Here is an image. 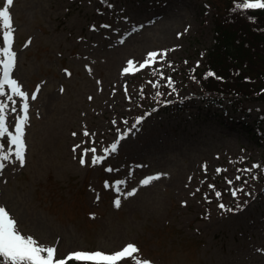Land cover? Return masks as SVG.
I'll return each mask as SVG.
<instances>
[{
	"label": "rangeland",
	"instance_id": "rangeland-1",
	"mask_svg": "<svg viewBox=\"0 0 264 264\" xmlns=\"http://www.w3.org/2000/svg\"><path fill=\"white\" fill-rule=\"evenodd\" d=\"M5 2L0 0V8ZM108 2L112 8L100 0H14L13 78L29 96L38 85L40 91L29 100L25 165L13 157L0 173V206L22 234L56 247L60 258L73 251L112 253L133 243L137 255L152 264H264V171L253 170L256 180L237 172L264 165V102L245 99L235 107L227 97L218 106L198 84L216 20L229 18L242 0ZM167 49L173 51L153 67L173 78L176 93L161 87L165 95L155 97L148 83L158 79L152 69L122 75L129 60L138 66L147 53ZM154 100L175 105L123 140L102 164L91 166L89 153L88 164L80 165L84 148L102 155ZM85 130L94 135L84 136ZM217 168L227 171L217 175ZM160 173L165 174L160 180L140 185ZM236 175L248 183L235 181L233 187L252 196L239 193L233 199L227 179ZM119 179L127 180L124 192L135 188L136 195H121L116 208L117 193L104 185ZM210 184L221 192L220 200ZM245 201L236 213L218 207Z\"/></svg>",
	"mask_w": 264,
	"mask_h": 264
},
{
	"label": "snow or ice",
	"instance_id": "snow-or-ice-1",
	"mask_svg": "<svg viewBox=\"0 0 264 264\" xmlns=\"http://www.w3.org/2000/svg\"><path fill=\"white\" fill-rule=\"evenodd\" d=\"M101 3L106 4L108 8H112L113 5L108 2V0H100ZM14 5V0H6L4 6L0 8V31H2V46H0V173L5 170V162H11L13 157L15 161L19 162V166L23 167L26 161V127L30 119L29 116V100L35 101L37 99L38 93L40 91L39 85L36 90L29 93L23 90L22 85L17 79L13 78L14 69L17 66V52L13 49L14 43V32L16 29L13 27V17L10 14V8ZM234 8L236 10H264V0H242L240 3H235ZM126 19V18H125ZM250 20H254V17H249ZM100 27L110 28L111 25L103 24ZM95 31V27H93ZM136 29L134 28L133 31ZM29 41L28 43H30ZM120 43H124L123 40ZM27 46V44L25 45ZM173 51L172 49H167L163 51H152L147 53L143 62H137L129 60L127 66L123 68L122 75L124 74H134L143 69H152L153 76H158L156 80H149L148 83L155 89V97H163L165 93L160 91L161 87H166L170 89L168 95L177 92L175 87V81L171 76H165L161 68L153 67L158 63H162L166 60L168 52ZM187 64V61H185ZM199 62H197L196 67H199ZM168 67H173L171 63ZM91 72V69H88ZM196 69H191L192 73H195ZM67 75H71L65 70ZM214 77L216 79H223L222 77H217L212 71H208L205 74V78ZM195 80V76L192 77ZM165 81V83H161ZM99 83V81H98ZM7 89V91H6ZM63 91V89H61ZM125 96L129 99L131 97L128 94V89L125 87ZM141 95L143 94V89L140 90ZM91 99V97H89ZM19 102V103H18ZM165 103H170L165 101ZM156 109L153 108L152 112L146 115L150 116ZM12 116V119L9 117ZM145 119L144 115L138 116L130 127H127L122 132H119L117 138L114 142L109 144L107 147L103 148V154H97V149L95 147L84 148L79 155V162L81 166L88 164L89 153L91 166L95 167L102 164L110 155H114L118 152L119 146L123 140L128 138L131 134L140 130ZM116 121H113L115 124ZM125 125H128L127 120L123 121ZM84 136L94 135V133H89L87 130L84 131ZM73 135H76L73 133ZM80 145H76L73 148V152L76 153ZM137 167H142V165H137ZM202 169L205 173L208 171L207 164L202 165ZM108 172L118 171L112 167L105 169ZM253 170L264 171V165L259 163H254L249 168L237 169V172L242 174H249L252 180L258 179L256 175H251ZM227 169L217 168L215 170L216 174L219 175L222 172H226ZM131 172L128 173L130 177ZM165 175L163 173L150 175L145 177L140 181L141 186H148L154 181H158L161 177ZM192 179L191 177L189 178ZM243 180L244 184L248 183L247 179H243L242 175H236L233 179H227L231 195L234 200L238 201V194L244 193L246 196H252L250 192H245L243 187H233L235 181ZM127 185L126 179H119L109 184L105 182L104 187L112 188L117 193V198L114 200V206L119 208L121 206V195L125 198L132 197L136 195V189L133 188L127 192L123 191V188ZM209 188L214 190L217 200L221 198V192L215 190V185H209ZM199 191V188L197 189ZM99 198V196L97 197ZM205 199H208L205 196ZM211 202V201H209ZM247 201L243 204L237 202L236 207L232 208L224 203H219L218 207L222 211L236 213L237 211H243ZM140 249L133 243H128L121 250L105 253L103 251H73L68 253L63 258L58 257L57 248L54 246H45L39 243L31 235H24L21 233L18 227V221L10 214V212L4 206H0V264H69L70 261L76 262V264H120L121 261L130 258L132 264H152L151 261L147 259H141L137 254Z\"/></svg>",
	"mask_w": 264,
	"mask_h": 264
},
{
	"label": "trees",
	"instance_id": "trees-1",
	"mask_svg": "<svg viewBox=\"0 0 264 264\" xmlns=\"http://www.w3.org/2000/svg\"><path fill=\"white\" fill-rule=\"evenodd\" d=\"M240 11L244 12V10ZM245 12L255 19L244 18L235 10L229 18L216 20L213 42L208 49L203 70L198 74V84L202 89V95L218 106L223 103L225 97L230 98L235 107H241L245 99L264 102V10H246ZM238 15L245 21L242 26L239 24L244 21ZM208 71L214 72L217 77L223 79L214 77L206 79L205 74ZM251 74H253L252 79ZM260 79L263 81L256 82ZM212 93L216 96L211 97ZM189 100V98L184 99L182 104H186ZM153 103H155L153 106L140 113L145 116L140 130L148 120L160 115L159 113L163 110L174 108L175 105L165 103L162 107L157 100ZM153 108L156 111L150 116L146 115L152 112ZM261 122L264 123V117Z\"/></svg>",
	"mask_w": 264,
	"mask_h": 264
}]
</instances>
